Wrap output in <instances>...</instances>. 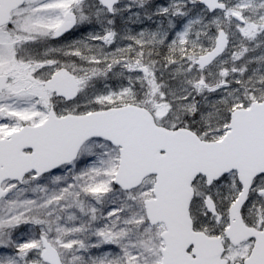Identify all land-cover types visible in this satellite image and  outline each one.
Here are the masks:
<instances>
[{
  "label": "snow or ice",
  "instance_id": "snow-or-ice-1",
  "mask_svg": "<svg viewBox=\"0 0 264 264\" xmlns=\"http://www.w3.org/2000/svg\"><path fill=\"white\" fill-rule=\"evenodd\" d=\"M0 264H264V0H0Z\"/></svg>",
  "mask_w": 264,
  "mask_h": 264
}]
</instances>
